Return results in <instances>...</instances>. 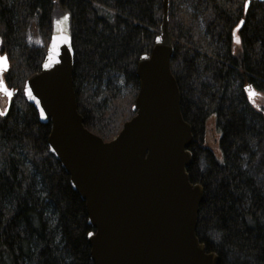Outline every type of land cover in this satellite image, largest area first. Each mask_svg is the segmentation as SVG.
I'll return each mask as SVG.
<instances>
[{"label":"trees","instance_id":"16d2710c","mask_svg":"<svg viewBox=\"0 0 264 264\" xmlns=\"http://www.w3.org/2000/svg\"><path fill=\"white\" fill-rule=\"evenodd\" d=\"M246 2L169 0L168 8L171 69L193 134L188 173L204 188L196 235L218 264H264V0ZM163 11L164 0H0V56L9 61L0 80L12 91L0 102V264H94L85 202L49 153L50 123L23 92L54 23L72 38L84 126L110 142L135 116L137 64L161 33Z\"/></svg>","mask_w":264,"mask_h":264},{"label":"water","instance_id":"95a60500","mask_svg":"<svg viewBox=\"0 0 264 264\" xmlns=\"http://www.w3.org/2000/svg\"><path fill=\"white\" fill-rule=\"evenodd\" d=\"M261 2L263 0H247ZM169 0L161 33L137 64L135 116L110 142L84 126L73 85V42L54 23L39 72L24 96L41 123L51 125L47 146L86 205L94 264H218L196 235L204 188L190 181V125L181 114L180 90L171 69ZM6 62L0 74L9 69ZM0 92H11L4 82ZM253 96V93H251ZM12 98L8 96V100Z\"/></svg>","mask_w":264,"mask_h":264},{"label":"rangeland","instance_id":"374dc122","mask_svg":"<svg viewBox=\"0 0 264 264\" xmlns=\"http://www.w3.org/2000/svg\"><path fill=\"white\" fill-rule=\"evenodd\" d=\"M168 15H169V9H168ZM172 24V22H170L169 21V30H170V25ZM205 24H206V22L204 21V22H199L197 25H199V28H200V30L202 31V32H200V33H202L203 34V31H204V28H205ZM171 34V33H170ZM172 37V36H171ZM233 40H234V44H236V43H239L240 45H241V43H240V39H239V36H238V30L236 29L235 31H234V33H233ZM236 46H238L237 44H236ZM0 76H2V74H0ZM0 81H2V80H0ZM135 100V99H134ZM0 102H1V106L2 107H4L5 106V104H8V95H7V93L6 92H0ZM134 103V102H133ZM208 130L209 131H207V133H206V138H207V142H208V144L211 146V147H215L216 146V141H217V138H216V134H215V131H214V129L212 128V124H210L209 126H208ZM208 145V146H209Z\"/></svg>","mask_w":264,"mask_h":264},{"label":"snow or ice","instance_id":"6c2138e0","mask_svg":"<svg viewBox=\"0 0 264 264\" xmlns=\"http://www.w3.org/2000/svg\"><path fill=\"white\" fill-rule=\"evenodd\" d=\"M244 7H245V9H247V7H248V3L247 2L245 3ZM5 62H6V58L0 57V67H2ZM8 96L11 97L12 96V93L11 92H8Z\"/></svg>","mask_w":264,"mask_h":264}]
</instances>
